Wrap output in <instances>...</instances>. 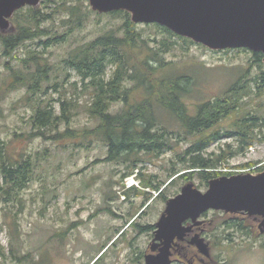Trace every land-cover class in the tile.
<instances>
[{"label": "rangeland", "instance_id": "1", "mask_svg": "<svg viewBox=\"0 0 264 264\" xmlns=\"http://www.w3.org/2000/svg\"><path fill=\"white\" fill-rule=\"evenodd\" d=\"M120 23L118 18L93 14L66 42L36 52L57 68L71 48ZM11 24L12 29L5 33L15 29L12 21ZM137 28L146 38L161 37L157 28L146 27L145 23H137ZM195 43L186 46L177 43L164 54L172 62L171 73L184 72L191 77L187 99L190 107L222 95L243 67L252 65L249 51L236 48L217 51ZM29 48H35L34 41L25 42L11 56H5L0 44V146L16 159L30 155L35 161L33 178L21 191L19 200L9 205L0 201V253L6 255L7 264H144V254L166 201L187 183L192 182L202 191L208 187L210 179L202 180L198 174L201 169L189 165L191 157L215 158L223 150L225 157L217 167L208 169L218 173L212 178L240 172L255 174L263 169V141H255L240 153L234 152L238 145L235 138H222L211 141L200 151L191 150L195 138L185 136L177 121L159 110H156L157 129L163 132L168 144L164 151L140 153V161L128 170L126 163L105 161L104 144L82 135L94 122L85 112L89 91L82 87L74 71L67 70L69 75L63 88L48 87L34 101L26 98L24 87L5 91L10 79L8 67L19 68ZM37 99L51 104L57 114L61 113L60 102L68 100L72 114L59 129L69 127L76 130L77 136L59 141L49 136L36 137V129L29 120ZM121 106V102L113 104L112 112ZM234 117H227L212 130L230 126ZM174 169L180 170L176 175H186L178 178L175 175L170 183ZM130 180L133 185L128 187L126 183ZM157 185L159 190L153 187ZM162 189L164 197L160 198L157 195ZM228 214L211 210L200 217L211 223V257L220 264H264V231L257 237L250 235L246 223L243 230L248 235L240 228H229ZM133 220L142 229L130 224ZM148 225L153 228L143 229ZM10 244L19 261L7 256ZM2 260L4 257L0 255V263Z\"/></svg>", "mask_w": 264, "mask_h": 264}, {"label": "trees", "instance_id": "2", "mask_svg": "<svg viewBox=\"0 0 264 264\" xmlns=\"http://www.w3.org/2000/svg\"><path fill=\"white\" fill-rule=\"evenodd\" d=\"M87 2L41 0L37 6H24L13 13L10 21L15 29L9 33L0 32L4 55L11 56L30 40L35 42V48L27 50L19 68L7 66L10 79L5 83V91L24 87L26 98L34 101L44 95L48 87L63 88V81H67L69 75L67 70L74 71L82 87L89 91L85 112L94 122L84 129L82 135L101 141L107 148L104 160L126 163L127 170L137 165L140 153H159L168 145L163 132L157 129L156 110L169 113L185 136L195 138L190 145L191 150L200 151L211 141L222 138L237 140L235 153L244 151L257 140L264 142V62L260 51L236 48L251 53L252 65L243 67L237 79L222 95L190 107L187 99L191 77L184 72L171 73L172 62L166 60L164 54L177 43L186 46L195 42L157 23H145V26L157 28L161 37L146 38L128 12L113 10L98 13ZM93 14L118 18L121 23L91 41L71 48L57 68L37 54L36 49H48L66 42L75 30L84 27ZM222 50L229 51L231 48L217 51ZM37 102L33 105L29 120L31 127L36 129V137L49 136L59 141L64 137L77 136L76 130L69 127L63 131L59 129V125L66 124L72 114L68 100L60 102V114L55 113L51 104ZM117 102H121L122 106L120 110L112 112L113 104ZM229 116H235L230 126L223 130H212ZM222 152L215 158L191 157L189 165L200 168L198 174L202 180L208 181L218 175L217 171L208 169L217 167L226 155ZM34 165L35 161L30 155L16 159L0 146V201L9 205L19 200L21 191L33 178ZM179 172L174 169L169 178ZM185 175L182 173L176 177ZM160 185L153 187L159 190ZM157 196L164 197L163 189ZM240 217L231 215L228 227L241 229L244 221ZM130 224L142 229L134 220ZM148 228L152 229L153 226H143V229ZM0 255L4 257L0 264H7L6 255L2 252ZM7 256L20 260L15 256L12 244Z\"/></svg>", "mask_w": 264, "mask_h": 264}, {"label": "water", "instance_id": "3", "mask_svg": "<svg viewBox=\"0 0 264 264\" xmlns=\"http://www.w3.org/2000/svg\"><path fill=\"white\" fill-rule=\"evenodd\" d=\"M41 0H0V31L12 29L10 18L24 6ZM92 10L106 13L124 10L135 23H157L212 50L247 48L260 51L264 62V0H88ZM208 210L241 213L259 222L264 231V167L258 173L221 175L208 181L205 191L192 182L166 201L155 223L144 264H171L174 239L190 230L184 222L201 223ZM190 244L209 255L198 235Z\"/></svg>", "mask_w": 264, "mask_h": 264}, {"label": "flooded vegetation", "instance_id": "4", "mask_svg": "<svg viewBox=\"0 0 264 264\" xmlns=\"http://www.w3.org/2000/svg\"><path fill=\"white\" fill-rule=\"evenodd\" d=\"M209 211L203 213L204 215L207 214ZM202 214V215H203ZM228 214V213H227ZM201 215V216H202ZM231 215H239L240 218L244 221V223L247 224V227L250 228V235L255 234L260 236L262 235V232H260L259 228V222L248 218L247 216L238 213V214H228ZM201 223L194 225L190 220L184 222L185 226H190V230L185 233V235L182 237V239H174V244L172 246L171 252H172V263H180V264H220L217 262L214 258L211 257L210 254V243L212 242L213 238L211 237L210 230V222L207 223L206 220L200 219ZM244 225L241 226V230H243ZM243 234L248 235L246 230H243ZM198 235L200 238L204 240L205 243L208 245L209 249V255L205 256L202 255L198 249L190 244V241L193 237ZM148 250H146L147 252ZM145 252V253H146Z\"/></svg>", "mask_w": 264, "mask_h": 264}, {"label": "built area", "instance_id": "5", "mask_svg": "<svg viewBox=\"0 0 264 264\" xmlns=\"http://www.w3.org/2000/svg\"><path fill=\"white\" fill-rule=\"evenodd\" d=\"M133 180H130L129 182H127L126 183V186H128V187H130V186H132L133 185V182H132Z\"/></svg>", "mask_w": 264, "mask_h": 264}]
</instances>
